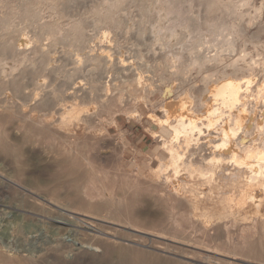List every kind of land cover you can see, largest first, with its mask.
Wrapping results in <instances>:
<instances>
[{
    "label": "bare ground",
    "instance_id": "obj_1",
    "mask_svg": "<svg viewBox=\"0 0 264 264\" xmlns=\"http://www.w3.org/2000/svg\"><path fill=\"white\" fill-rule=\"evenodd\" d=\"M152 1L148 2L147 9L149 13L156 10L157 18L152 21L144 15L138 35H150V43L146 42L148 47L160 45L163 59L169 55L162 62L166 66L159 68L161 86H157L155 76L149 74L147 61L138 65L128 62L124 54L115 58L110 47L112 33L108 29L102 30L100 40L104 44L99 52L81 54L74 51L76 54L72 55L69 52L60 67L55 66L59 59L51 58L49 47H30L33 43L27 36L9 42L4 40L5 35L0 45L5 50H12L20 61L0 60V96L4 95V101H0V114L13 113L21 120L30 121L36 129H47L71 140L80 131L94 130L92 118H100L105 110L122 106L125 99L137 106H145L159 96L163 115H148L159 127L158 131H151L159 145L154 153L155 161H150L149 179L158 187L160 197L171 203L173 210L177 206L184 208L182 214H172L171 229L156 233L159 238L168 240L163 249L172 251L176 264H191L183 262L186 260L197 264H264V50H261L259 35L247 36V30L257 24L248 10L261 19L264 0H260L259 6L256 0H209L208 9L219 7L226 16L198 18L194 23L172 16L176 11L172 0ZM51 3L52 0H26L21 8L18 7L22 10L20 13L25 14V10H32L33 6L45 5L54 15L57 9L52 10L54 5ZM125 3L124 0L101 2L91 15L99 25L109 23L115 29H121L119 12ZM10 8L9 13L13 11ZM34 9L32 11L37 14ZM17 10L14 11L18 14ZM36 14L33 12V16L37 17ZM59 18L60 15L57 20ZM80 23L74 24L67 34L80 37V44L84 45L87 40L85 26ZM1 24L4 27L5 24ZM258 24V33H264V22ZM6 27L8 34L13 26L8 23ZM248 43L254 47L257 59L247 49ZM177 47L179 51L173 52ZM238 47L240 53L229 60L226 52L236 53ZM21 58L38 66L44 75L41 78L37 74L40 80L35 89L24 100L15 98V102L11 101L9 87L16 85L21 75L10 77L21 68ZM50 63L54 65L47 68ZM70 65L72 69L67 70ZM191 70H196L202 77V86L188 85L185 80L178 85L174 81L176 77L184 79ZM105 73L111 74V80L103 83ZM59 76L60 82L53 85ZM50 103L58 109L47 112ZM126 114L130 119L141 120L137 110ZM126 221L128 226L131 225L128 218ZM77 222L88 224L81 219ZM58 230H62L61 226ZM93 232L96 233L91 236L93 243L86 246L79 235L77 243L71 245L73 250L88 249L97 253L101 249L100 236L109 235L113 239L116 236V232L98 229ZM112 238L108 240L112 241ZM54 243L55 251L63 252L60 242L54 240Z\"/></svg>",
    "mask_w": 264,
    "mask_h": 264
},
{
    "label": "rangeland",
    "instance_id": "obj_2",
    "mask_svg": "<svg viewBox=\"0 0 264 264\" xmlns=\"http://www.w3.org/2000/svg\"><path fill=\"white\" fill-rule=\"evenodd\" d=\"M104 1L52 0L51 4L54 5L52 10L57 9L55 14L60 15L57 20L58 16L56 18L53 11L50 12L51 8L45 5L32 7V10L36 7L37 14L32 10H25L27 14L23 10L25 13L23 14L20 13L22 11L20 8L26 0H0V20L2 19L0 40L5 35L4 40L8 39L9 42L19 41L21 37L27 36L33 43L30 47L34 45L45 47V49L49 47L52 52L51 58L59 59L55 66L60 67L69 52H71L70 55L78 52L81 54L99 52L101 44H104L100 40L102 30L108 29L112 33L110 47L112 52L114 51L115 58H120L124 54L123 56L130 63L135 62L141 65L147 61L149 74L154 75L155 84L161 86L160 69L164 67L165 64L162 62L169 55L163 59L164 52L160 45L148 47L150 35L142 37L138 35L144 15L152 21L157 18L156 10L149 13L147 9L153 1L124 0L126 3L119 12L121 29H115L109 23L101 25L95 23L91 15L92 11ZM172 1L176 5L174 12L176 15L172 14V16H179L191 23L198 18L214 19L227 14L219 7L208 9L209 0L205 2L204 0ZM240 1L236 0V2ZM260 3V0H256L258 6ZM9 7L13 8V11L18 8L19 13L15 11L9 13ZM27 8L31 9V7L25 9ZM33 12L38 18L33 16ZM248 12L250 17L255 18L254 24H257L247 30V36L259 35L261 50H264V33H258V22H264V14L261 20L256 18L254 11L248 10ZM4 18L8 19L3 20ZM80 22L85 26H83L87 39H85L87 43H84L85 46L80 44V37L67 34L74 24ZM1 23L5 24V28ZM8 23L13 26V30L11 29L13 32L8 31L7 34L6 24ZM52 42L57 44L52 45ZM246 47L257 59L255 49L253 51L254 47L250 43ZM6 49L0 45V60L20 59L12 50ZM240 49L238 47L233 54L227 51L226 57L229 60L234 59V55H238ZM176 51H179L178 47L173 52ZM21 63L19 70L22 69L20 70L22 73L18 70L14 73L16 75L10 77L12 79L21 75L19 82L9 87L13 97L11 101L15 102L24 100L35 89V84L40 80L38 76L42 78L44 75L42 69L38 66L34 67L25 59H22ZM51 64L54 65L50 63L47 68L51 67ZM71 66L66 69L71 70ZM60 77L53 85L60 82L58 80ZM110 80V73L102 76L103 83ZM184 80L188 85L197 87L203 85V79L196 70H191L184 79L174 78L178 85L184 83ZM0 101H4V95L0 96ZM158 102L160 103L159 96L145 106H137L129 99H125L122 106L105 110L100 118H92L91 122L95 128L93 132L80 131L75 139L71 140L57 136L47 129H36L30 121L21 120L13 113L0 114V134L2 135H0V166H3L0 171L1 264H176L172 251L163 249L168 240L159 238L156 233L171 229V217L182 214L184 208L177 206V209L173 210L171 203L160 197L158 187L149 179L150 161H155L154 153L159 145V141L151 131H158L159 127L148 115L150 113L163 115ZM56 108L57 106L50 103L46 109L47 112H53ZM135 110L141 114L139 118L141 120L130 119L126 114ZM108 215L117 220L107 219ZM77 218L87 221L88 224L77 222ZM127 218L131 224L129 226L126 223ZM92 222L94 224L91 226ZM58 226H61L62 230H58ZM94 229L106 233L116 232V236L114 239L109 235L100 236L102 249L100 252L96 253L88 249L74 251L71 245L77 241L79 235L80 241L86 246L93 243L91 236L96 234L93 232ZM56 237H59V240ZM111 238L115 243L112 242L113 240H108ZM54 240L60 242L63 252L55 251ZM256 245L259 247V242ZM177 260L180 259L177 258ZM183 262L197 264L187 260Z\"/></svg>",
    "mask_w": 264,
    "mask_h": 264
}]
</instances>
